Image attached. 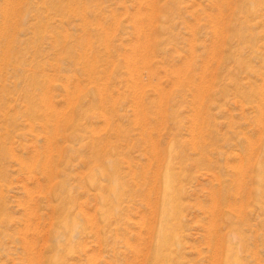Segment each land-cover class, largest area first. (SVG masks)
I'll return each instance as SVG.
<instances>
[{"label": "rangeland", "instance_id": "374dc122", "mask_svg": "<svg viewBox=\"0 0 264 264\" xmlns=\"http://www.w3.org/2000/svg\"><path fill=\"white\" fill-rule=\"evenodd\" d=\"M0 264H264V0H0Z\"/></svg>", "mask_w": 264, "mask_h": 264}, {"label": "bare ground", "instance_id": "6f19581e", "mask_svg": "<svg viewBox=\"0 0 264 264\" xmlns=\"http://www.w3.org/2000/svg\"><path fill=\"white\" fill-rule=\"evenodd\" d=\"M167 175H168V174H167ZM170 176H171V175H170ZM169 179H170V178H168V177H165V178H164V187H163V188H164V191H163L164 194H168V192H167L166 190H167V188H168V185H170V184H169ZM170 186H171V185H170ZM168 190H169V189H168ZM170 192H171V191H170ZM165 198H166V197H165ZM217 199H218V198H217ZM164 212H165V211H164ZM166 215H167V214H166ZM162 218H164V217L162 216ZM165 219H166V217H165ZM163 232H164V229L161 230V233H163ZM160 248H161V247H159V249H160ZM157 250H158V249H157ZM158 251L160 252V250H158Z\"/></svg>", "mask_w": 264, "mask_h": 264}]
</instances>
